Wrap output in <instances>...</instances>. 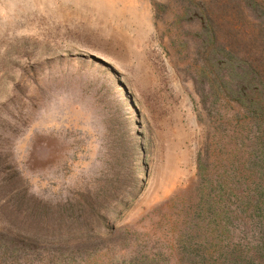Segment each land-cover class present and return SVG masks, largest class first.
Instances as JSON below:
<instances>
[{
	"label": "rangeland",
	"instance_id": "obj_1",
	"mask_svg": "<svg viewBox=\"0 0 264 264\" xmlns=\"http://www.w3.org/2000/svg\"><path fill=\"white\" fill-rule=\"evenodd\" d=\"M186 5L0 0V230L57 223L45 210L57 189L47 181L49 132L63 119H88L90 95L124 99L119 134L134 142L133 179L101 210L108 219L83 232H42L54 242L31 264L48 256L52 264L176 263L181 225L169 200L196 182L198 150L205 131L213 132L192 100L194 24ZM80 102L86 114L73 108ZM20 186L24 214L12 197Z\"/></svg>",
	"mask_w": 264,
	"mask_h": 264
},
{
	"label": "trees",
	"instance_id": "obj_2",
	"mask_svg": "<svg viewBox=\"0 0 264 264\" xmlns=\"http://www.w3.org/2000/svg\"><path fill=\"white\" fill-rule=\"evenodd\" d=\"M185 10L194 24L192 100L213 120V132L205 131L198 150L196 182L169 200L181 225L175 264H264V0H187ZM87 101L88 119H63L49 132L47 181L57 189L45 210L57 223L2 228L0 264L36 262L54 242L44 234L94 229L131 183L134 142L118 126L124 99L103 93ZM83 106L73 108L86 114ZM13 189L19 214L29 212L25 191Z\"/></svg>",
	"mask_w": 264,
	"mask_h": 264
}]
</instances>
